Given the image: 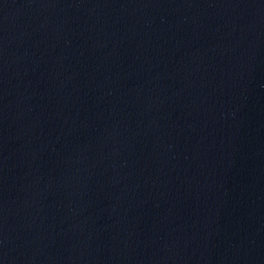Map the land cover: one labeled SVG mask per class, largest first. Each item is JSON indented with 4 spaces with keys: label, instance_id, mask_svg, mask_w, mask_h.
Listing matches in <instances>:
<instances>
[{
    "label": "water",
    "instance_id": "1",
    "mask_svg": "<svg viewBox=\"0 0 264 264\" xmlns=\"http://www.w3.org/2000/svg\"><path fill=\"white\" fill-rule=\"evenodd\" d=\"M264 195V0H0V264Z\"/></svg>",
    "mask_w": 264,
    "mask_h": 264
}]
</instances>
